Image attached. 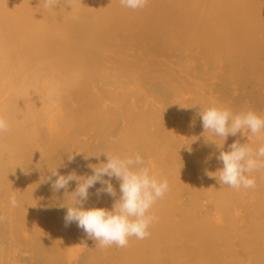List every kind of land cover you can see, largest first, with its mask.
Instances as JSON below:
<instances>
[{
  "label": "bare ground",
  "instance_id": "obj_1",
  "mask_svg": "<svg viewBox=\"0 0 264 264\" xmlns=\"http://www.w3.org/2000/svg\"><path fill=\"white\" fill-rule=\"evenodd\" d=\"M262 55L264 0H148L137 10L0 0V113L10 125L0 134V264H264V168L251 174L255 189L212 176L220 151L264 137L224 141L199 116L217 106L264 117ZM101 151L139 153L169 183L150 210L151 235L125 248L66 226L76 183L54 191L46 181L57 166L91 175ZM99 187L85 207L111 209Z\"/></svg>",
  "mask_w": 264,
  "mask_h": 264
},
{
  "label": "clouds",
  "instance_id": "obj_2",
  "mask_svg": "<svg viewBox=\"0 0 264 264\" xmlns=\"http://www.w3.org/2000/svg\"><path fill=\"white\" fill-rule=\"evenodd\" d=\"M123 7L137 10L146 7L148 0H120ZM59 0H45V7H56ZM202 127L214 136L224 138L247 130L252 135L264 131V117L249 109L233 113L231 109L208 106L199 111ZM9 121L0 113V134L9 129ZM106 156V162L89 164L91 175L78 176L75 171L66 175L60 174L58 166L50 169L46 181L54 191L67 190L71 182L76 183L70 193L73 200L67 206L64 217L66 226L75 223L78 228L93 239L100 248L113 245L117 248L128 246L129 238L138 240L148 238L150 226L157 219L150 210L157 200L163 198L169 190L167 179H159L139 154L122 157L101 151L93 155L99 160ZM222 167L214 176L221 185L233 189H255L256 179L253 172L264 168V144L253 148L246 143L233 142L229 150L220 151L216 157ZM68 162H73V155H68ZM119 182V196L112 180ZM100 185L96 195H109L114 198L111 209L103 207H85L89 199V189ZM9 205L18 206L15 194L9 197Z\"/></svg>",
  "mask_w": 264,
  "mask_h": 264
},
{
  "label": "rangeland",
  "instance_id": "obj_3",
  "mask_svg": "<svg viewBox=\"0 0 264 264\" xmlns=\"http://www.w3.org/2000/svg\"><path fill=\"white\" fill-rule=\"evenodd\" d=\"M263 56H264V55H262L261 57H263ZM260 59H264V57H263V58H260ZM260 61L264 62V60H260ZM263 80H264V79H263ZM261 81H262V80H261ZM262 89H264V87H263ZM216 90H217V89H216ZM216 90L214 89L215 92H213V95H214L213 97H214V98H218V97L221 98V97L224 96V95H223V96L219 95V93H220V94L222 93L221 90H219L218 92H216ZM217 95H219V96H217ZM215 96H216V97H215ZM220 98H218V99H220ZM261 134H262V135H261ZM262 136L264 137V131H262V132H261L260 134H258V135H255L256 139H257V137H258V139H262V138H261Z\"/></svg>",
  "mask_w": 264,
  "mask_h": 264
}]
</instances>
